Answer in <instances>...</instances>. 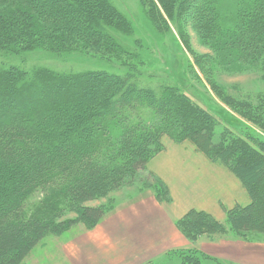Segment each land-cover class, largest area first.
Listing matches in <instances>:
<instances>
[{
    "label": "trees",
    "instance_id": "obj_1",
    "mask_svg": "<svg viewBox=\"0 0 264 264\" xmlns=\"http://www.w3.org/2000/svg\"><path fill=\"white\" fill-rule=\"evenodd\" d=\"M138 5L156 33L177 29L181 20L213 49L216 57H196L201 74L214 73L209 69L218 68L222 54L235 70L257 66L264 76V0ZM133 33L111 0H0V264H21L48 236L78 225L94 229L114 209L109 195L139 184L143 175L150 182L142 181V189L170 203L166 185L147 172L167 142L188 144L222 166L249 198L226 211L224 224L203 212L186 213L176 222L186 240L231 234L264 242V141L222 130L178 87L143 78L138 54L117 42V35ZM37 50L114 60L121 74L27 68L16 61ZM224 98L233 109L250 107ZM252 109L253 123L264 131V99ZM97 201L109 204L88 205ZM66 210L74 217H61ZM171 255H183L188 264L209 260L195 250Z\"/></svg>",
    "mask_w": 264,
    "mask_h": 264
},
{
    "label": "crops",
    "instance_id": "obj_2",
    "mask_svg": "<svg viewBox=\"0 0 264 264\" xmlns=\"http://www.w3.org/2000/svg\"><path fill=\"white\" fill-rule=\"evenodd\" d=\"M147 172L166 185L170 203L158 202L149 190H138L64 248L68 264H145L168 252L187 250L221 264H264V242L228 234L189 243L176 227L190 211L224 224L227 210L249 204L245 190L222 166L188 144L167 142L164 152L149 162Z\"/></svg>",
    "mask_w": 264,
    "mask_h": 264
},
{
    "label": "rangeland",
    "instance_id": "obj_3",
    "mask_svg": "<svg viewBox=\"0 0 264 264\" xmlns=\"http://www.w3.org/2000/svg\"><path fill=\"white\" fill-rule=\"evenodd\" d=\"M111 2L122 14L127 16L134 27V33L131 37L125 38L120 35L116 37L117 42L123 48L138 54V57L142 60L139 70L145 74L143 78L154 79V84L168 83L178 87L192 102L213 116L222 130L241 136L251 134L256 139L264 141V131L253 123L257 115L253 111L252 105H256L264 99V76L260 73V70H257V66L235 70L227 62L228 58L221 54L220 58L222 59L219 58L217 61L218 68L209 69L213 70L214 73L211 75L208 73L201 74L194 65L196 57L206 54L216 56L214 52H211L213 49L210 51L207 46L199 43L200 40L193 30L185 27L181 20L177 24V29L170 25L171 31L160 35L147 26L143 11L138 5V0H111ZM89 56L79 53L53 55L49 52L37 50L25 54L16 61H24L25 64L23 63V65L27 68L44 66L63 72L87 70L118 72L120 70L119 67L114 65V60L110 63H103ZM138 62L136 61V63ZM205 65H208V63H205ZM215 88L221 90L218 92L214 90ZM224 94L237 100V102L246 103L250 107L233 109L225 103ZM220 131L217 129V132ZM142 181L149 183L150 178L143 175V180L138 179L139 184L111 193L108 197L112 199L110 205L114 208L134 196L139 189L144 188ZM121 191L123 192L121 193ZM98 204L108 205L109 203L97 201L88 205L97 206ZM66 213L63 212L61 217L66 219L74 217L69 215L68 210H66ZM82 231H85V229L83 226L78 225L62 236H48L33 249L21 264H68L65 259L64 248L73 244L79 234H85ZM182 257L183 255H171L145 264H188L189 261ZM201 264L221 263L202 260Z\"/></svg>",
    "mask_w": 264,
    "mask_h": 264
}]
</instances>
